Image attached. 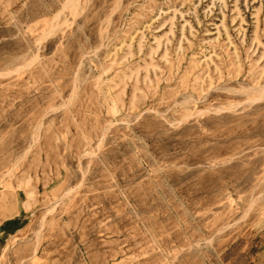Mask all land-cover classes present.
I'll return each instance as SVG.
<instances>
[{
  "label": "rangeland",
  "instance_id": "rangeland-1",
  "mask_svg": "<svg viewBox=\"0 0 264 264\" xmlns=\"http://www.w3.org/2000/svg\"><path fill=\"white\" fill-rule=\"evenodd\" d=\"M0 0V264H264V0Z\"/></svg>",
  "mask_w": 264,
  "mask_h": 264
},
{
  "label": "bare ground",
  "instance_id": "bare-ground-1",
  "mask_svg": "<svg viewBox=\"0 0 264 264\" xmlns=\"http://www.w3.org/2000/svg\"><path fill=\"white\" fill-rule=\"evenodd\" d=\"M77 1L78 0H67L66 4H65V8H68L70 11L75 12V9L77 7Z\"/></svg>",
  "mask_w": 264,
  "mask_h": 264
}]
</instances>
